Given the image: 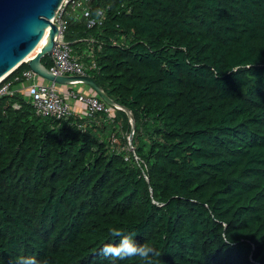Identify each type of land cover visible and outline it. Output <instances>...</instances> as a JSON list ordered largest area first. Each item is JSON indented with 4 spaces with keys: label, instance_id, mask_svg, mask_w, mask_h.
<instances>
[{
    "label": "trees",
    "instance_id": "obj_1",
    "mask_svg": "<svg viewBox=\"0 0 264 264\" xmlns=\"http://www.w3.org/2000/svg\"><path fill=\"white\" fill-rule=\"evenodd\" d=\"M75 2L66 40L123 109L0 98V264H147L101 254L113 229L152 264H264V0Z\"/></svg>",
    "mask_w": 264,
    "mask_h": 264
},
{
    "label": "water",
    "instance_id": "obj_2",
    "mask_svg": "<svg viewBox=\"0 0 264 264\" xmlns=\"http://www.w3.org/2000/svg\"><path fill=\"white\" fill-rule=\"evenodd\" d=\"M64 2L65 0H0V79L11 75L26 63L45 82L62 86L83 84L107 105L119 107L90 76L57 75L42 63L44 57L52 55L59 33L53 20ZM47 29L51 30L50 35L37 48ZM31 53L32 57L24 61ZM125 111L133 121L130 111ZM134 125L133 121V129Z\"/></svg>",
    "mask_w": 264,
    "mask_h": 264
},
{
    "label": "built area",
    "instance_id": "obj_3",
    "mask_svg": "<svg viewBox=\"0 0 264 264\" xmlns=\"http://www.w3.org/2000/svg\"><path fill=\"white\" fill-rule=\"evenodd\" d=\"M69 4H72L74 7H81L83 5L81 3H76L75 0H65L64 4L58 10L56 17L53 20V24L59 28V33L52 50L51 59L53 64L50 70L53 73L62 76H87L86 65L79 58L74 56L73 48L66 40L68 22L64 19V14L65 9ZM84 12L86 16L89 15L88 10L85 8ZM104 18L105 15L100 12L97 20L92 19L88 21L89 27L101 25ZM92 68H95V65H93ZM8 77L0 83V98L12 95V87L14 84L17 82H24L27 84L25 91L33 99V106L35 107L36 114L39 116L55 117L58 120L70 117L74 114L71 100H77L82 106L84 111L81 114L94 116L101 112H112V108L106 106V104L95 93L85 95L70 92L67 97H62L55 84L37 81V78L39 77L30 69L24 71L21 75L12 76L10 79Z\"/></svg>",
    "mask_w": 264,
    "mask_h": 264
},
{
    "label": "clouds",
    "instance_id": "obj_4",
    "mask_svg": "<svg viewBox=\"0 0 264 264\" xmlns=\"http://www.w3.org/2000/svg\"><path fill=\"white\" fill-rule=\"evenodd\" d=\"M87 76L89 75L87 74ZM130 137L129 144L132 147ZM112 235L118 238L119 242L117 244H106L101 249V254L105 257L123 260L126 258L139 256L141 259L146 260L147 264H152V261L149 259L150 255H155L157 257L161 256V254L154 248L148 245H140L136 243L133 239V234H126L125 232L113 229ZM17 264H39V262L34 257H27L21 258Z\"/></svg>",
    "mask_w": 264,
    "mask_h": 264
},
{
    "label": "crops",
    "instance_id": "obj_5",
    "mask_svg": "<svg viewBox=\"0 0 264 264\" xmlns=\"http://www.w3.org/2000/svg\"><path fill=\"white\" fill-rule=\"evenodd\" d=\"M20 89H21V88H20ZM61 91H62V93H64V96H66V97H67V94H68L69 92H75V91H73L69 86H64V87H62V88H61ZM25 93H26V91H25ZM66 93H67V94H66ZM85 94H86V95H89V94H94V93L92 92L91 89H90L89 91H87V89H85ZM71 104H72V107H73L74 113L81 114V113L84 111L83 108H82V106L78 103L77 100H72V101H71Z\"/></svg>",
    "mask_w": 264,
    "mask_h": 264
},
{
    "label": "rangeland",
    "instance_id": "obj_6",
    "mask_svg": "<svg viewBox=\"0 0 264 264\" xmlns=\"http://www.w3.org/2000/svg\"><path fill=\"white\" fill-rule=\"evenodd\" d=\"M87 73H88V68H87ZM69 76H71V75H69ZM38 81L39 82H42L43 80L41 79V78H39L38 79ZM43 83V82H42ZM57 86V89H58V92H59V94L62 96V97H66V96H64V93H62V91H61V88L62 87H64V86H62V85H56ZM73 91H75V93L76 94H85V89H87V91H89L90 90V88L89 87H87V86H85V85H83V84H79V85H76V86H69ZM70 93V92H69ZM68 93V94H69ZM67 94V93H66ZM67 94V95H68ZM26 95H27V99H29V94L28 93H26ZM86 95V94H85Z\"/></svg>",
    "mask_w": 264,
    "mask_h": 264
},
{
    "label": "bare ground",
    "instance_id": "obj_7",
    "mask_svg": "<svg viewBox=\"0 0 264 264\" xmlns=\"http://www.w3.org/2000/svg\"><path fill=\"white\" fill-rule=\"evenodd\" d=\"M50 32H51V30L50 29H47L46 31H45V33H44V36H43V39H42V41L40 42V44L38 45V47L37 48H39L45 41H46V38L50 35ZM37 48L35 49V50H37ZM35 52V51H34ZM32 54L33 53H31L24 61H28L31 57H32ZM8 76L6 75V76H4L3 78H1L0 79V83L5 79V78H7Z\"/></svg>",
    "mask_w": 264,
    "mask_h": 264
}]
</instances>
